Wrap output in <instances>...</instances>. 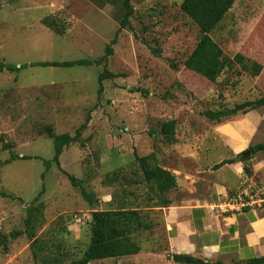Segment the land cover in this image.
I'll use <instances>...</instances> for the list:
<instances>
[{"label":"rangeland","instance_id":"obj_1","mask_svg":"<svg viewBox=\"0 0 264 264\" xmlns=\"http://www.w3.org/2000/svg\"><path fill=\"white\" fill-rule=\"evenodd\" d=\"M182 1L130 0V28L119 30L121 0L101 8L90 0H0V62L23 66L0 73V192L7 195L0 196V241L6 238L0 264H69L89 245L91 213L117 208H137L150 224L134 236L141 250L91 264H173L166 258L163 209L156 206L211 197L217 181L212 167L234 157L230 138L243 140L244 152L264 143V107L220 123L204 116L264 95V0H237L210 34L225 59L240 54L262 72L253 77L234 64L214 83L183 65L199 29L179 9ZM46 19L64 33L51 31ZM115 38L112 54L99 65L29 66L101 60ZM104 68L116 77L102 81L98 96ZM171 120L170 138L161 124ZM61 134L75 142L64 148L60 168L53 164L46 171L53 137ZM134 154H153L175 176L176 189L152 192ZM240 163L248 179L241 187H250L249 195L264 193V152ZM65 173L97 204L86 202Z\"/></svg>","mask_w":264,"mask_h":264},{"label":"trees","instance_id":"obj_2","mask_svg":"<svg viewBox=\"0 0 264 264\" xmlns=\"http://www.w3.org/2000/svg\"><path fill=\"white\" fill-rule=\"evenodd\" d=\"M90 1L98 8L103 7L102 5L104 4L114 5L116 3V0ZM236 1L237 0H183L179 5L181 12L199 29V39L183 65L186 69L200 75L211 83L216 82L222 72L234 64L238 65L243 72L248 73L253 77L258 76L262 72V66L259 63L246 59L240 54L235 55L232 60L225 59L221 48L214 42L210 35L221 21H223L226 14ZM121 4L124 12L118 20L119 30L130 28L129 18L133 13L130 0H121ZM44 24L58 35L64 33V29L53 20L49 21L46 19L44 20ZM115 42L116 38L106 47L105 57L101 60L90 61L87 59H81L64 62H39L32 63L29 66L70 68L75 66L87 67L93 64L99 65L102 62H105L106 58L112 54L111 46L114 45ZM154 53L157 55L156 51H154ZM105 66L106 64L104 63V67ZM21 69H23V66L16 68V66L0 62V73L4 71L18 72ZM115 77V75L109 73L104 68V71L98 76V96L103 90L101 85L102 81L105 79H113ZM262 107H264V95L254 101H246L237 104L231 109L206 111L204 116L212 122L220 123L222 119H229L238 115L245 116L249 112ZM175 125L176 123L174 120L162 123L161 133L164 136L171 138L174 135ZM85 126L86 125H82L76 135H78L79 131L84 129ZM73 142H75V137H71L68 134L56 135L53 137V157L51 160L43 162L46 171H48L53 164L60 168L59 158L64 148L68 147ZM248 150L251 152V157L263 153L264 143L250 147ZM241 156L242 153L232 160H223L214 165L212 170L216 171L225 165L245 162L251 158L243 160ZM134 158L142 171L145 183L150 186L152 192L162 196L176 189L177 183L175 176L157 165L153 154H150L147 157H139L137 154H134ZM13 159H15V155L11 153L10 160L12 161ZM65 175L72 186L80 189V193L86 202L90 205L97 204V200L84 189L80 181L71 175L66 173ZM0 196L7 197L3 192H0ZM169 204V201L162 200L156 207L161 209L168 207ZM27 212L25 223L26 230L29 231L33 225V221L31 219V210H28ZM90 225L91 236L89 245L83 252L81 258L74 260L69 264H91L92 262L105 259H120L123 257L135 256L141 249L139 244L134 240V236L142 231L150 229V224L145 222L143 216H141L140 210L137 208L95 210L91 213ZM29 236L33 238L34 233H29ZM5 240L6 238H3L2 241H0V245L4 248H6ZM166 258L167 260L178 264H220L205 263L201 259H195L190 256L167 255ZM57 264L64 263L58 262ZM246 264H264V257L249 261Z\"/></svg>","mask_w":264,"mask_h":264},{"label":"crops","instance_id":"obj_3","mask_svg":"<svg viewBox=\"0 0 264 264\" xmlns=\"http://www.w3.org/2000/svg\"><path fill=\"white\" fill-rule=\"evenodd\" d=\"M230 139L234 157L225 160L244 152L243 140ZM214 172L217 181L211 197L201 196L161 208L167 255L190 256L205 263L220 264H246L263 258L264 209L224 208L237 190L249 192L250 187H241L248 180L242 176V163L225 165ZM232 178H237L242 185L233 186ZM230 191L232 194L228 195Z\"/></svg>","mask_w":264,"mask_h":264},{"label":"built area","instance_id":"obj_4","mask_svg":"<svg viewBox=\"0 0 264 264\" xmlns=\"http://www.w3.org/2000/svg\"><path fill=\"white\" fill-rule=\"evenodd\" d=\"M260 194V195H258ZM263 196V197H262ZM224 208H264V193H260L259 189L254 192V195H249V192L238 191L233 193L228 199Z\"/></svg>","mask_w":264,"mask_h":264},{"label":"water","instance_id":"obj_5","mask_svg":"<svg viewBox=\"0 0 264 264\" xmlns=\"http://www.w3.org/2000/svg\"><path fill=\"white\" fill-rule=\"evenodd\" d=\"M251 154L250 150H246L245 152L242 153V157H247Z\"/></svg>","mask_w":264,"mask_h":264}]
</instances>
